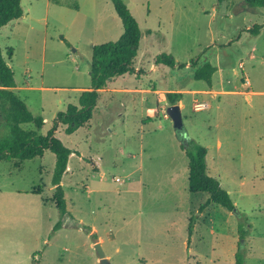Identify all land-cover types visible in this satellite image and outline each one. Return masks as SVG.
Instances as JSON below:
<instances>
[{"label":"rangeland","instance_id":"rangeland-1","mask_svg":"<svg viewBox=\"0 0 264 264\" xmlns=\"http://www.w3.org/2000/svg\"><path fill=\"white\" fill-rule=\"evenodd\" d=\"M123 1L141 32L136 72L107 82L84 126L66 134L57 125L55 135L80 154L69 156L61 180L67 213L59 228L52 231L54 153L19 167L0 161V264H100L95 242L110 264H233L236 252L244 264H264V8L244 0ZM20 5L23 15L0 28V49L12 91L42 116L46 133L90 87L92 46L118 40L123 27L111 0ZM162 52L174 66L155 63ZM196 60L217 67L211 87L194 78ZM167 92L181 94L187 135L206 147L207 171L233 210L211 203L200 211L208 194L188 189Z\"/></svg>","mask_w":264,"mask_h":264},{"label":"trees","instance_id":"trees-1","mask_svg":"<svg viewBox=\"0 0 264 264\" xmlns=\"http://www.w3.org/2000/svg\"><path fill=\"white\" fill-rule=\"evenodd\" d=\"M252 7L264 8V0H244ZM114 10L121 20L123 32L118 40L95 44L91 49L89 74L90 87L81 91L77 104L69 103L63 111H59L52 128L46 133L40 130L44 125L41 115L32 114L26 103L13 91L15 86L13 72L8 62L2 56L0 49V129L4 135L0 137V161L16 159L14 163L19 167L20 162L33 157H41L46 150L54 153L55 165L53 168L51 184L53 186L52 200L58 210L59 220L52 231L61 226L62 218L67 213L64 190L61 185L63 175L67 171L68 158L73 153L80 156L79 152L68 148L55 135L58 124L64 126L66 134L73 133L84 126L92 118L93 110L100 95V89L106 87L107 82L126 73L134 74L136 68L134 60L137 55L141 32L136 19L132 16L123 0H111ZM23 10L20 0H0V28L9 21L20 18ZM261 25L254 24L249 31L257 34ZM11 55V49L7 50ZM155 63L174 66L175 61L171 54L162 52L155 57ZM194 78L205 80L211 87V79L217 67L206 61H194ZM179 67L182 64H178ZM138 69L137 72H139ZM169 104H174L181 99L179 92H167ZM30 123L33 128H24L22 125ZM188 159V189L190 192H206L205 202L200 206V211L213 203L221 205L227 210L234 209V202L228 191L222 187L220 181L208 173L206 164L207 149L188 137L186 142L180 143ZM40 193L41 188L31 190ZM192 223L189 222L188 231L191 234ZM233 264H244L242 254H234Z\"/></svg>","mask_w":264,"mask_h":264},{"label":"water","instance_id":"water-1","mask_svg":"<svg viewBox=\"0 0 264 264\" xmlns=\"http://www.w3.org/2000/svg\"><path fill=\"white\" fill-rule=\"evenodd\" d=\"M244 81V80H243ZM247 83H244V88H247ZM165 113L172 122V126L180 143H185L188 135L184 128L183 118L179 103L170 104L165 108ZM94 248L97 252L100 264H110L108 258L105 256L104 251L99 242L94 243Z\"/></svg>","mask_w":264,"mask_h":264},{"label":"crops","instance_id":"crops-1","mask_svg":"<svg viewBox=\"0 0 264 264\" xmlns=\"http://www.w3.org/2000/svg\"><path fill=\"white\" fill-rule=\"evenodd\" d=\"M136 56H137V55H136ZM134 61H135V60H134ZM216 71H217V70H216ZM216 71H215V72H216ZM215 72H214V73H215ZM214 73H213V74H214ZM103 89H104V88H103ZM103 89H100L99 91H101V90H103ZM145 91H146V90H145ZM209 91H211V90L209 89ZM155 92H158V90H156ZM99 99H100V95H99ZM99 99H98V100H99ZM97 102H98V101H97ZM67 170H68V166H67ZM66 172H67V171H66Z\"/></svg>","mask_w":264,"mask_h":264},{"label":"built area","instance_id":"built-area-1","mask_svg":"<svg viewBox=\"0 0 264 264\" xmlns=\"http://www.w3.org/2000/svg\"><path fill=\"white\" fill-rule=\"evenodd\" d=\"M116 180H117V178H116Z\"/></svg>","mask_w":264,"mask_h":264}]
</instances>
